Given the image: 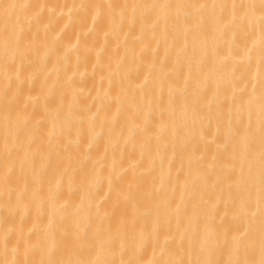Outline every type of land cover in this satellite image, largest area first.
Wrapping results in <instances>:
<instances>
[{
	"label": "bare ground",
	"instance_id": "1",
	"mask_svg": "<svg viewBox=\"0 0 264 264\" xmlns=\"http://www.w3.org/2000/svg\"><path fill=\"white\" fill-rule=\"evenodd\" d=\"M0 264H264V0H0Z\"/></svg>",
	"mask_w": 264,
	"mask_h": 264
}]
</instances>
